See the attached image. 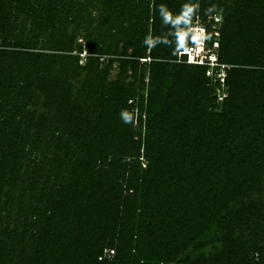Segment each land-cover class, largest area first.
Listing matches in <instances>:
<instances>
[{
	"label": "trees",
	"instance_id": "1",
	"mask_svg": "<svg viewBox=\"0 0 264 264\" xmlns=\"http://www.w3.org/2000/svg\"><path fill=\"white\" fill-rule=\"evenodd\" d=\"M0 264H264V0H0Z\"/></svg>",
	"mask_w": 264,
	"mask_h": 264
},
{
	"label": "built area",
	"instance_id": "2",
	"mask_svg": "<svg viewBox=\"0 0 264 264\" xmlns=\"http://www.w3.org/2000/svg\"><path fill=\"white\" fill-rule=\"evenodd\" d=\"M209 20L214 21L212 39L207 32L205 27L206 22ZM218 18L216 15H212L203 21L198 16L192 20L188 30L191 32V44L179 52V57L185 56L183 59L186 64H194L200 67H206V77L210 78L212 82H219L220 86H215L218 100L220 101L224 96V78H225V65L220 64L216 61L217 49L219 47V32L217 31L216 24ZM86 56V54H83ZM106 255H112L113 251L105 250Z\"/></svg>",
	"mask_w": 264,
	"mask_h": 264
},
{
	"label": "rangeland",
	"instance_id": "3",
	"mask_svg": "<svg viewBox=\"0 0 264 264\" xmlns=\"http://www.w3.org/2000/svg\"><path fill=\"white\" fill-rule=\"evenodd\" d=\"M212 15H213V12H210V10L209 11L208 10L207 11L206 10L205 11L203 10V15H202L203 17H206V18L210 17V19H211ZM217 18H218V22L216 24V27H217V31L219 32V26H220L221 21H220V17L218 15H217ZM205 27L207 29L208 35L213 39L214 38V34L212 32H213V28L215 27L214 26V21L213 20L207 21ZM188 32L190 33V39H191V32L189 30H188ZM78 42L84 44V47L87 45V42H86V40L84 39V37L82 35H78L77 36L76 43H78ZM190 43H191V41H190ZM84 53L85 52H83L82 54H84ZM94 56L95 55H93V57ZM104 58L105 57H102V58H100V60L101 61H104L105 60ZM142 61H144V60H142ZM116 66H117V64H114L113 65L112 75H114L115 72H116V68H115Z\"/></svg>",
	"mask_w": 264,
	"mask_h": 264
},
{
	"label": "clouds",
	"instance_id": "4",
	"mask_svg": "<svg viewBox=\"0 0 264 264\" xmlns=\"http://www.w3.org/2000/svg\"><path fill=\"white\" fill-rule=\"evenodd\" d=\"M191 44V43H190ZM178 56H179V53H178ZM182 57H185V56H182ZM215 58H216V61L218 62V56H217V54H216V56H215ZM219 63V62H218ZM188 65H194V64H188ZM196 66V65H195Z\"/></svg>",
	"mask_w": 264,
	"mask_h": 264
}]
</instances>
